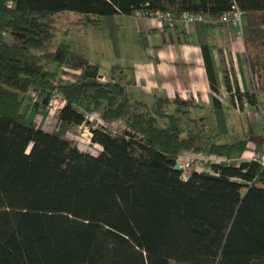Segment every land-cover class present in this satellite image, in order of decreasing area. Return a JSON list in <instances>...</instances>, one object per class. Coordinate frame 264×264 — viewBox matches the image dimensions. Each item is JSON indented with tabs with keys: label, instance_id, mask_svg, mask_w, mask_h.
I'll return each instance as SVG.
<instances>
[{
	"label": "trees",
	"instance_id": "obj_1",
	"mask_svg": "<svg viewBox=\"0 0 264 264\" xmlns=\"http://www.w3.org/2000/svg\"><path fill=\"white\" fill-rule=\"evenodd\" d=\"M232 5L242 15L249 73L264 94V0H0V264H264V165L238 162L244 140L197 146L189 132L156 125L170 104L165 98L131 99L127 85L99 82L89 64L74 82L51 85L53 53H31L63 12L85 24L134 11L216 20ZM216 25L194 24L213 93L206 30ZM11 33L22 40L5 43ZM30 89L56 90L64 101L50 133L25 123ZM233 90L240 104L263 108L254 93ZM84 113L102 123L90 131L95 155L68 136ZM189 151L219 162L209 164L211 174L182 180L174 166Z\"/></svg>",
	"mask_w": 264,
	"mask_h": 264
},
{
	"label": "crops",
	"instance_id": "obj_2",
	"mask_svg": "<svg viewBox=\"0 0 264 264\" xmlns=\"http://www.w3.org/2000/svg\"><path fill=\"white\" fill-rule=\"evenodd\" d=\"M85 25L89 27L85 30H94L89 36L92 39L87 43V54H81L77 64L67 63L65 76L60 75L58 80L64 81L66 77L76 79L85 64L93 65L105 80L113 79L127 85L131 99L151 104L155 97H163L170 102L165 111L176 112L179 117L185 113L196 117L201 112L211 115L213 111L221 113L226 131L218 133L223 138L217 142L229 144L239 141L233 139L236 133H241V140L246 142L238 162L250 161L252 155L260 152V140L264 137L263 82L256 86L249 73L237 29L216 25L206 30L217 88V92L213 93L203 66L200 35L194 25L176 23L160 30L153 19L137 20L131 15L120 14ZM112 67H116L117 71L112 73ZM226 81L240 93H254L263 108L245 102L235 107L230 92L226 90ZM51 83L58 85L53 81ZM174 100L190 106L178 109L172 104ZM56 117L44 109H32L27 112L25 123L50 133ZM208 120L212 122V116H208ZM212 125L217 128L215 119ZM194 132L205 134L208 130L197 128ZM82 151L95 155L100 148L97 146L96 149ZM189 153L197 154L181 152L178 161L185 159Z\"/></svg>",
	"mask_w": 264,
	"mask_h": 264
},
{
	"label": "rangeland",
	"instance_id": "obj_3",
	"mask_svg": "<svg viewBox=\"0 0 264 264\" xmlns=\"http://www.w3.org/2000/svg\"><path fill=\"white\" fill-rule=\"evenodd\" d=\"M80 18V15L74 13L72 14L71 12L56 14L54 16V23L52 26V34L50 39L40 48L31 50V53L33 54H39L43 52L53 53V58L47 67V70L53 75L50 82L53 81L55 84H70L75 81V78L73 79L72 77H66L64 81H60L58 80V77L60 75L65 76L66 74L64 73V68L68 67L65 61L66 59H71L70 64H77L79 61L78 58L81 56V54H87V43L92 39L89 36L90 34L92 35L94 33V30H85L89 29V27L86 26L83 21H79L78 19ZM4 37H6V34ZM21 40V34L11 33L9 38L4 39V42L18 44ZM177 115L178 114L176 112L165 111V116L158 118L156 120V125L158 127L181 128L185 130V132H189V134L195 138L197 146H202L207 141L211 142L212 144H220L217 141L223 137H219L218 134L220 133L221 129H219L218 125L220 123V121H218L220 119V115L217 112L213 111L212 115L211 113L207 114L201 112L198 117L192 116V114L189 115L187 113H185V115H180L181 117ZM213 115L215 123L217 124V128L212 125V123H214ZM208 116H212V122L208 120ZM115 127L121 129L122 125L121 123H118ZM197 128H205L208 130V132L205 134L196 133L194 130ZM80 133L81 131H79L78 134L75 132H68V136L71 139H74L73 137L79 136ZM234 136V140H241L242 138L241 133H236ZM81 139L83 140V138ZM80 145L83 146V143ZM188 155H191V153Z\"/></svg>",
	"mask_w": 264,
	"mask_h": 264
},
{
	"label": "built area",
	"instance_id": "obj_4",
	"mask_svg": "<svg viewBox=\"0 0 264 264\" xmlns=\"http://www.w3.org/2000/svg\"><path fill=\"white\" fill-rule=\"evenodd\" d=\"M135 19H153L157 22L159 29H164L165 27H172L176 23L185 26H191L196 23H202L204 25L217 24L225 27H232L237 29L238 33H241L242 25V15L241 12L232 5L229 10L221 13L216 20H212L207 14H193L184 12L178 17L166 12L159 11H134L131 13ZM97 80L99 82H106L103 77L98 76ZM51 85H53L51 83ZM230 95L232 96L235 107H238L239 102L234 96V90L231 89ZM25 98L28 103V111L32 109H44L49 113L57 115L61 107L64 105L62 97L56 90L41 91L39 89H30L25 93ZM92 129H102V123L99 120L97 114H83V123L71 128V132L81 133L79 136H72L77 145L83 143V146H77L78 150H89L96 149L97 145L91 142ZM74 135V134H71ZM83 138V140L81 139ZM250 161H256L260 166L264 165V154L256 153L251 156ZM219 159L214 157H203L200 154H191L185 157V159L178 161L176 164L178 166V171L180 173V178L185 180L192 172L200 171L202 173L211 174L209 164L218 163ZM228 161L227 163H231ZM206 163H208L206 165Z\"/></svg>",
	"mask_w": 264,
	"mask_h": 264
},
{
	"label": "water",
	"instance_id": "obj_5",
	"mask_svg": "<svg viewBox=\"0 0 264 264\" xmlns=\"http://www.w3.org/2000/svg\"><path fill=\"white\" fill-rule=\"evenodd\" d=\"M174 170H175V171H178V166H177V164L174 166Z\"/></svg>",
	"mask_w": 264,
	"mask_h": 264
}]
</instances>
